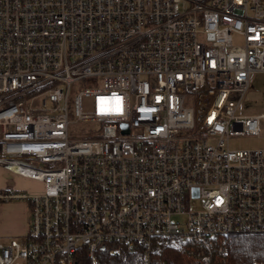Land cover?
<instances>
[{
    "label": "built area",
    "instance_id": "2783aa9c",
    "mask_svg": "<svg viewBox=\"0 0 264 264\" xmlns=\"http://www.w3.org/2000/svg\"><path fill=\"white\" fill-rule=\"evenodd\" d=\"M256 73L264 0H0V168L44 187L0 192L30 218L0 264L264 234V147L229 144L264 141Z\"/></svg>",
    "mask_w": 264,
    "mask_h": 264
},
{
    "label": "trees",
    "instance_id": "16d2710c",
    "mask_svg": "<svg viewBox=\"0 0 264 264\" xmlns=\"http://www.w3.org/2000/svg\"><path fill=\"white\" fill-rule=\"evenodd\" d=\"M208 253L203 241L176 239L155 244L152 264H206L203 257ZM210 256V264H264V234L237 233L221 238L212 243ZM100 258L101 264H143L139 252L125 261L106 251Z\"/></svg>",
    "mask_w": 264,
    "mask_h": 264
},
{
    "label": "rangeland",
    "instance_id": "374dc122",
    "mask_svg": "<svg viewBox=\"0 0 264 264\" xmlns=\"http://www.w3.org/2000/svg\"><path fill=\"white\" fill-rule=\"evenodd\" d=\"M236 43H241L240 39H235ZM264 112V73H256L251 78V89L248 99L242 104V115H255ZM230 148L232 150H246L264 147L262 138L256 136H238L230 140ZM0 192L4 194H24L30 195L41 193L44 189L41 183L24 177L15 176L4 172L0 169ZM13 201V200H12ZM16 202H24V200H14ZM4 242V241H0Z\"/></svg>",
    "mask_w": 264,
    "mask_h": 264
},
{
    "label": "crops",
    "instance_id": "0c3cea01",
    "mask_svg": "<svg viewBox=\"0 0 264 264\" xmlns=\"http://www.w3.org/2000/svg\"><path fill=\"white\" fill-rule=\"evenodd\" d=\"M29 220L27 201H0V241L7 242L24 235L28 230Z\"/></svg>",
    "mask_w": 264,
    "mask_h": 264
}]
</instances>
